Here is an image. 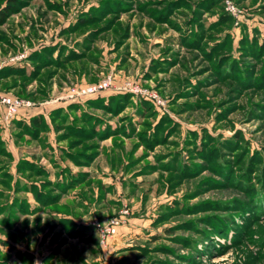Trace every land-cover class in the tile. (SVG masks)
Listing matches in <instances>:
<instances>
[{
    "label": "rangeland",
    "instance_id": "1",
    "mask_svg": "<svg viewBox=\"0 0 264 264\" xmlns=\"http://www.w3.org/2000/svg\"><path fill=\"white\" fill-rule=\"evenodd\" d=\"M3 95L0 264H264V0H0Z\"/></svg>",
    "mask_w": 264,
    "mask_h": 264
},
{
    "label": "built area",
    "instance_id": "2",
    "mask_svg": "<svg viewBox=\"0 0 264 264\" xmlns=\"http://www.w3.org/2000/svg\"><path fill=\"white\" fill-rule=\"evenodd\" d=\"M108 85L109 83H107L106 81H103L101 83H96L92 86L91 85L86 86L85 88H83V91L85 92L97 91V90H101L105 88ZM0 100L1 102H3V104H5L8 107L7 115H12L14 113L16 114L17 105H18V102L16 99H14L10 95H3L2 97H0ZM116 224H117V221L99 228L100 230L99 243L102 246H106L108 244L109 237H111V235H113L116 232V227H115Z\"/></svg>",
    "mask_w": 264,
    "mask_h": 264
},
{
    "label": "trees",
    "instance_id": "3",
    "mask_svg": "<svg viewBox=\"0 0 264 264\" xmlns=\"http://www.w3.org/2000/svg\"><path fill=\"white\" fill-rule=\"evenodd\" d=\"M226 19L229 20L230 17L228 16ZM54 50L55 49H52L50 51L51 55H52V59H53V61H58L59 60V54L58 53L55 54ZM53 53H54V55H53ZM31 60H33V59L31 58ZM22 71L23 72H28L27 68H25L24 66L23 67H19V68H15V72H22ZM30 74H32V73H30ZM39 119H40L39 116H33L32 119H30L29 124L34 126V127H36V126L40 125V120Z\"/></svg>",
    "mask_w": 264,
    "mask_h": 264
},
{
    "label": "clouds",
    "instance_id": "4",
    "mask_svg": "<svg viewBox=\"0 0 264 264\" xmlns=\"http://www.w3.org/2000/svg\"><path fill=\"white\" fill-rule=\"evenodd\" d=\"M36 264H40V262H39V261H37V262H36Z\"/></svg>",
    "mask_w": 264,
    "mask_h": 264
}]
</instances>
